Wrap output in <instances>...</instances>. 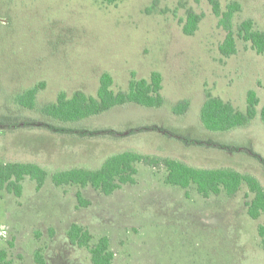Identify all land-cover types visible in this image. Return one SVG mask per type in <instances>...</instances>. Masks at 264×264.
I'll return each instance as SVG.
<instances>
[{
  "label": "rangeland",
  "instance_id": "1",
  "mask_svg": "<svg viewBox=\"0 0 264 264\" xmlns=\"http://www.w3.org/2000/svg\"><path fill=\"white\" fill-rule=\"evenodd\" d=\"M222 10L239 3L235 27L251 19L264 33V0H216ZM201 17L194 35L184 33L187 15ZM211 0H0V162L36 163L48 172L38 192L23 182L17 199L2 192L0 250L10 264H35L44 249L47 264H92L87 250L72 246L67 232L77 223L94 243L107 236L114 264H264L257 220L247 214L253 200L244 184L238 194L203 198L165 183V170L138 164L137 184L112 196L91 187L57 188L51 176L72 168L98 169L111 155L136 151L177 159L200 169L230 168L252 174L264 186V53L238 40L234 56L219 51L226 32ZM163 77L161 108H116L79 123H51L37 113L59 93L81 90L96 96L109 74L114 90L131 79ZM44 83L36 108L13 98ZM259 99L257 115L231 132L206 130L200 114L207 94L246 113L248 92ZM186 102L182 109L177 106ZM46 123V124H45ZM189 193V197L186 193ZM2 205V206H1ZM10 243L14 247H10ZM2 264V263H1Z\"/></svg>",
  "mask_w": 264,
  "mask_h": 264
},
{
  "label": "trees",
  "instance_id": "2",
  "mask_svg": "<svg viewBox=\"0 0 264 264\" xmlns=\"http://www.w3.org/2000/svg\"><path fill=\"white\" fill-rule=\"evenodd\" d=\"M122 0H104L108 6L116 5ZM213 11L218 18V25L226 32L224 42L219 51L224 57L234 56L237 51L238 40L249 43L257 54L264 53V33L256 29L253 20L248 19L235 27V15L240 11L239 3H231L225 10L216 0H211ZM201 17L189 11L184 33L192 36L198 30ZM45 84L40 83L33 88L16 95L13 104L32 111L36 108L37 97ZM163 77L159 72H153L149 80L131 79L127 90H114V81L109 74L100 79V86L96 96L88 95L78 90L68 95L59 93L56 102L48 103L37 111L51 123L46 129L53 133H63L64 130L52 123H79L92 118L100 117L116 108L136 105L146 109L161 108L165 104L162 96ZM248 108L246 113L237 110L231 103L221 98L207 94L202 107L200 119L204 128L214 133L231 132L249 125L256 117V107L259 99L254 91L248 92ZM186 102L180 103L177 108L182 109ZM264 123V106L261 113ZM138 164L152 170H165V183L188 191L195 187L205 199L225 194L229 198L235 197L245 184L253 200L247 206V214L257 220L264 215V186L252 174L241 173L230 168L200 169L185 164L177 159L158 157L135 151H125L108 157L98 169L72 168L54 173L51 176L52 184L57 188L77 187L76 193L80 207L90 206L84 198L83 189L91 187L105 196H112L124 186L137 184L139 173ZM29 178L36 184L40 192L48 179V172L36 163L0 162V200L2 192H7L17 199L23 196V182ZM189 197V193H186ZM2 206V205H1ZM261 246L264 251V222L258 228ZM67 238L72 246L88 251L92 264H114L115 255L111 250V242L107 236L101 237L94 243V237L83 225L74 223L67 232ZM10 247H14L10 243ZM35 264H47L44 249L38 247L34 251ZM10 264L7 249L0 250V264Z\"/></svg>",
  "mask_w": 264,
  "mask_h": 264
},
{
  "label": "built area",
  "instance_id": "3",
  "mask_svg": "<svg viewBox=\"0 0 264 264\" xmlns=\"http://www.w3.org/2000/svg\"><path fill=\"white\" fill-rule=\"evenodd\" d=\"M6 234H7V231H6L5 227H2L0 229V237L5 238L6 237Z\"/></svg>",
  "mask_w": 264,
  "mask_h": 264
},
{
  "label": "crops",
  "instance_id": "4",
  "mask_svg": "<svg viewBox=\"0 0 264 264\" xmlns=\"http://www.w3.org/2000/svg\"><path fill=\"white\" fill-rule=\"evenodd\" d=\"M136 152V151H135ZM145 154V153H144Z\"/></svg>",
  "mask_w": 264,
  "mask_h": 264
}]
</instances>
